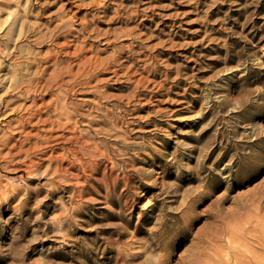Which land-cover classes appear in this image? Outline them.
Returning a JSON list of instances; mask_svg holds the SVG:
<instances>
[{"label": "rangeland", "instance_id": "1", "mask_svg": "<svg viewBox=\"0 0 264 264\" xmlns=\"http://www.w3.org/2000/svg\"><path fill=\"white\" fill-rule=\"evenodd\" d=\"M52 35L109 59L106 102L93 88H9L22 68L46 77L75 61ZM57 94L77 131L103 142L90 176L75 177L69 155L66 176L54 174L53 143L41 140ZM96 106L106 135L93 130ZM4 136L0 264H264V0H0ZM17 139L41 149L18 153ZM28 159L39 162L30 175Z\"/></svg>", "mask_w": 264, "mask_h": 264}, {"label": "bare ground", "instance_id": "2", "mask_svg": "<svg viewBox=\"0 0 264 264\" xmlns=\"http://www.w3.org/2000/svg\"><path fill=\"white\" fill-rule=\"evenodd\" d=\"M24 13L26 14V12H24ZM16 20L12 21V23L10 25V30H13L14 27L16 28V26H15L16 25V22H17ZM24 20L22 19V21H24ZM20 23L21 24H20V27H19L18 36H22L23 35V32L25 33V31H26V30H23V28L21 30V27L26 26L25 25V22L23 23V22L20 21ZM85 29H86V25H83V27L80 30L82 35L87 34V32H86ZM39 32H41V31H39ZM51 38H53L54 40L65 39V42L63 44L59 45V48H60L59 51L61 49H69V48L74 47V49H73L74 51L71 53L72 54L71 56H73V55L75 56V59H73V61L74 60L75 61L74 62H69L68 64H63V63L62 64H57V63H55V65L56 64L57 65L52 68L53 70L48 75H46V77H44L42 74H39V72H37L36 74L42 75V76L38 77L35 74L37 77L36 76L35 77H31V74L28 73L26 69L23 70V68H22L21 69V72L19 71V72H17L18 74H13L12 75V78H10L11 80H10L9 88L11 90L15 91V92L16 91H18V93L21 92L25 96L26 95H31V96L32 95L33 96L36 95L37 96L38 94H41L42 91H48V90H50L52 88H55L56 90L59 89V90H61V92L63 91L62 93L65 96H69V94L70 95H74V94H76L78 91H80L82 89L93 88L92 92L95 93V95H96V97L98 99V100L96 99L97 100V103H98V101H99V104H100V101L101 102H106V100H108L110 98V96L106 94V90L105 89L98 88L100 84H102L103 82H105V80L99 79L98 77H99L100 74H104L103 71H105V69L108 67V65L110 63L109 62V59L101 58L97 54H91V55L89 54V55H87L88 52L91 51L90 48L92 47V44H89L88 47L86 48V44H85L86 43V40H82V41L80 40L81 41L80 44L73 45V44H70V42H69L70 40H67L66 39V36H64V35L63 36H61V35H52ZM83 39H86V38H84V36H83ZM13 41H11V42L13 43ZM15 47H17V46H15ZM11 53H12V51H10L8 54H11ZM3 54H5V53H3ZM52 55H53V53H52ZM66 55H68V54H66ZM47 59H49V58H47ZM30 60H31V58H30ZM46 61H48V60H46ZM58 63H59V59H58ZM45 69H47V67H45ZM112 73H114V75H115L116 74V70H113ZM114 75H112V76H114ZM93 82H95V83H93ZM137 82H139V81H137ZM59 98H60V96L57 94L52 99V101H51L52 104L55 106V109L58 110V116L57 117L55 116L56 117V118L54 117L55 119H53V118L51 119L50 118L51 115H50V117H49L50 119H46L45 120L47 122V124L50 125V129H47L48 132H49V134L48 135L45 134L42 137L43 140H41L44 144H50V142L53 143L52 145H47V146H50V150H51V153H50L51 155L49 157L50 161H53V159H54L55 162H56V160L59 162L58 167L55 168L54 174H55L56 177L57 176H60V177H63L64 178L66 176V169L63 167L62 164H63V162L65 160L64 159V155L65 156H68L69 155L72 158V162H74L73 163V166L74 167H77V169H76V172L77 173H76L75 177H77V176L79 177L81 175H83V177L84 176H90V172H93V169L95 168L94 159L97 157V158L106 160V156H107L106 155V150H105V148L104 149H101L100 148V147L103 148V146H102V143L103 142L102 143H100V142L94 143V142H91V141L85 139V135H83L79 131H77V124L78 123H77L76 120H73V117H75V116H72V114L68 110L69 107L71 108V106H68L65 102H62L61 103L60 102L61 99H59ZM62 101H63V99H62ZM30 104H32V102ZM88 104L90 105V103H88ZM41 105H44V104H41ZM49 107H51V106H49ZM95 109H96L95 111H97V115L99 117H101V118L99 120H96L97 122H95V123H96V125H98V128L93 129V130H94V132L96 134H104V135H106V132H108V130H109V129L108 130L106 129V122L110 118L109 117V114H108V112H106V110L105 111H102L104 109L103 106H96ZM34 110H37V109H34ZM57 110H56V112H57ZM72 111H74L76 115H78V116L80 115V114H78V111H77V109L75 107H72ZM34 112L37 113L38 111H34ZM53 112H55V111H53ZM28 113H29V111H28ZM28 113H26V114H28ZM48 116H47V118H48ZM31 117H32V114H31ZM31 117H28L27 123L30 122V119L29 118H31ZM80 117L82 118L83 115H81ZM62 119H63V121H62ZM88 121H90V120H88ZM33 124H35V123H33ZM55 127H57V129H60L59 131H62L63 133H61V132L60 133H56V131H58V130ZM54 128H55V130H54ZM65 132L68 133V135L64 134ZM34 136L35 137H39L37 133H35ZM11 138H12V136H7V137L4 138V140H0V145L4 147V145L6 144V142H8ZM24 138H25V136H24ZM26 138H30V137H27L26 136ZM19 140L20 139L15 140V142L12 144L13 145L12 148L15 147L18 144V146H17L18 147V153L28 154L29 151H35V150L41 149V145L39 144V142L34 143L35 145H34V147L31 146L32 148L24 149L23 148V144H22L21 141H24L25 139L24 140L22 139L21 141H19ZM42 142H41V144H42ZM65 145H71V147L70 148H67ZM54 147L55 148H59L60 150L63 151V153L57 154L55 156L52 155V152H55L54 151ZM4 155L7 156V155H9V153H5ZM0 156H1V152H0ZM16 156H17V154H16ZM38 163H35L32 160H29L28 159V162L23 165L24 166V170L26 171V173H28V175H30V174H32V172L35 169V167H37ZM49 164H51V163H49ZM16 169H18V168H16ZM19 170H20V168H19ZM101 181H103L105 183L106 180L103 177L101 179ZM157 261H158V259H157ZM156 264H161V261H160V263L157 262Z\"/></svg>", "mask_w": 264, "mask_h": 264}]
</instances>
